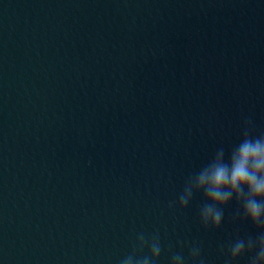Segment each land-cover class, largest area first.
Segmentation results:
<instances>
[{
  "label": "water",
  "instance_id": "95a60500",
  "mask_svg": "<svg viewBox=\"0 0 264 264\" xmlns=\"http://www.w3.org/2000/svg\"><path fill=\"white\" fill-rule=\"evenodd\" d=\"M246 134L264 0H0V264H264L195 183Z\"/></svg>",
  "mask_w": 264,
  "mask_h": 264
},
{
  "label": "clouds",
  "instance_id": "9594fccd",
  "mask_svg": "<svg viewBox=\"0 0 264 264\" xmlns=\"http://www.w3.org/2000/svg\"><path fill=\"white\" fill-rule=\"evenodd\" d=\"M195 183L209 201L202 209L205 219L219 223V207L232 197L242 201L245 217L252 223H264V135L243 138L229 153L219 148L208 163L198 172ZM244 247L237 243L233 255H239ZM159 249L154 247V252ZM258 260H264V242L261 243Z\"/></svg>",
  "mask_w": 264,
  "mask_h": 264
}]
</instances>
